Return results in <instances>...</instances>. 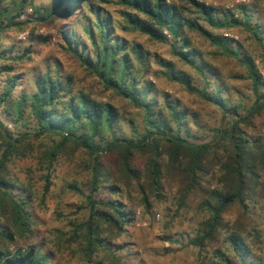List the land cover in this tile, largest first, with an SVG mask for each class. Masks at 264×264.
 <instances>
[{"label":"trees","instance_id":"16d2710c","mask_svg":"<svg viewBox=\"0 0 264 264\" xmlns=\"http://www.w3.org/2000/svg\"><path fill=\"white\" fill-rule=\"evenodd\" d=\"M35 1L0 0V37L13 29L23 31L29 23L47 25L58 17H76L81 31L61 33L63 50L107 90L139 109L142 123H131V136L120 134V112L59 73L53 76L46 71L35 80V92L19 98L14 96L18 78L9 77L0 97L6 119L15 126L32 119L34 129L14 134L0 119V264H51L26 242L35 234L30 200L20 193L21 181L9 169L15 160L34 156L35 142L45 148L39 160L47 171L67 146L89 155L90 216L76 228L83 234L87 255L100 248L110 251L104 243L125 233L135 220L132 209L113 197L122 194L120 184L136 185L150 209L152 199L164 200L165 179L170 176L179 184L177 213L193 211L198 218L190 243L199 249L203 262L264 264L258 223L264 216V75L260 71L264 72V23L256 18V7L241 3L227 9L197 0H54L47 7ZM106 7H117L120 19ZM27 8L35 21H20ZM235 29L249 35L250 49L225 35ZM121 33L168 45L173 59L194 70L204 86L191 85L192 77L178 72L175 61L157 58L143 42ZM195 34L215 49L213 56L234 59L245 68L251 105L233 99L237 92L196 44ZM32 53L29 48L9 56L0 52V63L5 62L0 73H10L15 67L8 62L30 60ZM151 57L166 68L168 78L221 111L222 122L208 131V141L192 140L190 124L198 125L194 115L166 97L160 102L151 96L155 85L146 79ZM48 139L52 144L45 146ZM109 156L117 160L114 171L104 162ZM142 157L147 158L144 167L138 163ZM19 240L27 248L18 246Z\"/></svg>","mask_w":264,"mask_h":264},{"label":"rangeland","instance_id":"374dc122","mask_svg":"<svg viewBox=\"0 0 264 264\" xmlns=\"http://www.w3.org/2000/svg\"><path fill=\"white\" fill-rule=\"evenodd\" d=\"M54 0H36L37 5L49 7ZM179 1V0H172ZM207 5L223 6L234 9L238 4L246 3L254 5L257 10L256 18L264 23V0H197ZM115 19H120L117 7H106ZM34 19L33 11L27 8L21 15L20 21ZM76 17L58 19L47 25L29 23L23 31L13 29L0 37V52L16 55L25 52L27 48L33 51L32 58L24 62H8L14 65L10 73H0V97L3 94L9 77L18 78L14 96L19 98L22 94L35 92V80L46 71H51L53 76L58 73L63 80L71 79L75 87L102 101L113 105L121 117L122 131L120 134L131 136L132 122L141 125V112L129 100L117 95L113 90H107L102 81L94 74L87 71L81 63L72 55L63 50L62 32L81 31V25L77 24ZM33 29V34L30 31ZM35 29V30H34ZM230 38L240 41L248 46V34L239 29L227 31ZM225 34V35H226ZM122 36L130 40H138L144 43L152 55L168 61H175L178 72L186 73L192 77L191 85L202 88L203 81L191 68L184 66L173 59L170 47L166 44L150 42L146 37L135 33ZM193 39L201 50L208 53L210 59L223 73L226 83L234 88L237 93L232 97L237 102H243L244 106L252 104L251 85L247 79L245 68L234 59L223 56H213L215 50L211 48L199 35H193ZM211 56V57H210ZM4 61L0 63L3 67ZM257 65L260 67L259 62ZM264 75L262 69L260 70ZM146 79L154 83L155 89L151 96L157 97L162 102L164 97L170 103L179 105L189 115H194L198 125L191 122L192 140L197 142L208 141V131L217 127L222 122V113L215 106L209 105L195 94L191 93L185 85L168 78L166 68L160 65L156 58L150 59V72ZM29 111L26 118L29 119ZM0 119L6 123L8 130L14 134L21 132L33 133L32 119L24 124L15 126L6 119L4 104L0 102ZM9 124L12 128H9ZM45 146L51 145L48 139ZM34 156L22 160H15L9 169L13 177L21 183V194L30 200L29 211L32 213L35 234L26 242L35 245L51 264H210L203 262L199 257V249L194 247L190 240L194 236L195 224L198 218L193 211L177 213V200L179 184L168 176L165 179L164 200H151L152 207L148 209L143 203L142 195L136 185L120 184L121 195H113L115 200L122 201L131 208L135 217L132 224L126 226V231L119 237L114 236L107 240L105 249H98L92 255L84 252L85 242L83 234L77 233L76 228L89 219L90 212L87 208L86 198L89 194L88 182L90 172L87 169L89 155L83 150H75L73 146H67L58 156L51 170L40 164V155L44 156L45 148L35 142ZM147 158L142 157L138 163L144 167ZM111 171L116 167V158L109 156L104 159ZM49 177V182L46 180ZM110 185L113 181L110 180ZM48 185V186H47ZM49 188L46 191V188ZM259 229L262 232L260 249L264 252V216L261 217ZM106 228V227H105ZM106 237H109L106 235ZM25 241L19 240L18 246L27 248ZM238 261V260H237ZM208 262V263H207Z\"/></svg>","mask_w":264,"mask_h":264},{"label":"built area","instance_id":"2783aa9c","mask_svg":"<svg viewBox=\"0 0 264 264\" xmlns=\"http://www.w3.org/2000/svg\"><path fill=\"white\" fill-rule=\"evenodd\" d=\"M226 35H228V36H229V34H226ZM8 126H9V128H12V125H11V124H9Z\"/></svg>","mask_w":264,"mask_h":264}]
</instances>
